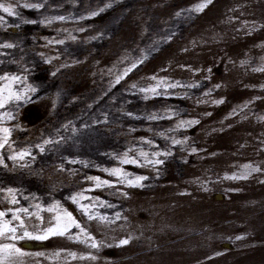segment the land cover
Instances as JSON below:
<instances>
[{"label":"rangeland","instance_id":"1","mask_svg":"<svg viewBox=\"0 0 264 264\" xmlns=\"http://www.w3.org/2000/svg\"><path fill=\"white\" fill-rule=\"evenodd\" d=\"M0 4V264H264V0Z\"/></svg>","mask_w":264,"mask_h":264},{"label":"snow or ice","instance_id":"2","mask_svg":"<svg viewBox=\"0 0 264 264\" xmlns=\"http://www.w3.org/2000/svg\"><path fill=\"white\" fill-rule=\"evenodd\" d=\"M28 7H32V8H37L39 7L38 5H27ZM203 5H200L199 8H202ZM0 9H2L3 12L7 13L9 16H12L14 13H13V9L11 6H4L2 4H0ZM0 19H2V17H0ZM61 19H63L61 17ZM3 47H12L11 44H5L3 45ZM4 79H7V77H4ZM13 79H16L15 77H13ZM31 91H36V89L32 88ZM19 98V97H17ZM3 132L5 133V141L7 140V135H8V129H3ZM45 143H48V141H45ZM178 143V142H177ZM194 151V150H193ZM23 155L24 154H21L20 158L22 159L23 158ZM140 155H145L144 153H141ZM125 156H127V153L125 154ZM10 159H12L13 157H9ZM122 163H136L135 160H129V159H123L121 161ZM155 163H160V161H155ZM110 175H116L117 177L119 176H127L126 173H123L122 170L120 169H114L112 170L111 172H109ZM90 179H97L99 180V178H90ZM144 179H147L146 177H143V176H137L135 177V180H129L128 183L130 185H138L140 183V181L144 180ZM103 183H108L107 181H104ZM99 186V183L98 185ZM11 191V190H9ZM72 200L73 202L75 203L76 202V197H72ZM51 210V209H49ZM24 211H27V210H24ZM5 215V213L3 212H0V217H3ZM63 221H61V218L58 216L56 218L57 220V223L53 226V227H50L48 229L45 230V234L44 235H40V236H32L31 234H29L27 231L24 232V236L29 238V239H35V240H44V239H47V237L49 235H64L65 232H67L69 230V228H71L73 225H75V227L79 228L80 225L76 223V221L73 219L71 213L69 212H65L63 214ZM91 218V217H90ZM13 219L15 220H20V217L19 216H16L14 215L13 216ZM21 227H23V222L21 221V224H20ZM15 232H16V229L14 227H9L7 223L3 224V225H0V235H4L6 233H11L13 234L12 236L8 237V238H11V239H16L18 237L15 236ZM239 239V237H238ZM121 244H127L128 241L127 240H122L120 242ZM92 247L95 248L97 247L96 243L93 242L92 243ZM0 252H5V253H8V252H13V253H19V254H23L20 252V249L19 248H16L14 245H9V244H5V245H2L0 246ZM93 259H95V257H92Z\"/></svg>","mask_w":264,"mask_h":264}]
</instances>
